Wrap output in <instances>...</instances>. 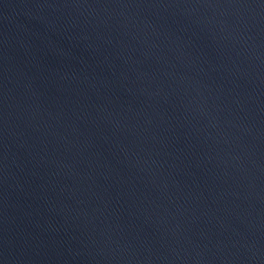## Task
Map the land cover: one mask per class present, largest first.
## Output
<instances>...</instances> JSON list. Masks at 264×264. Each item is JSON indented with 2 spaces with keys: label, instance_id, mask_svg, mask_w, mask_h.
I'll list each match as a JSON object with an SVG mask.
<instances>
[{
  "label": "water",
  "instance_id": "1",
  "mask_svg": "<svg viewBox=\"0 0 264 264\" xmlns=\"http://www.w3.org/2000/svg\"><path fill=\"white\" fill-rule=\"evenodd\" d=\"M0 264H264V0H0Z\"/></svg>",
  "mask_w": 264,
  "mask_h": 264
}]
</instances>
